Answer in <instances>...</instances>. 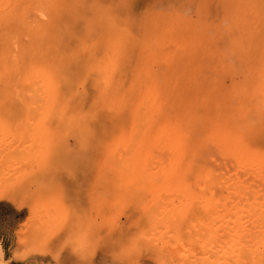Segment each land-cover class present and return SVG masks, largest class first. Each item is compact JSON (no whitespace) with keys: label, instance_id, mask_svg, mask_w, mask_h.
<instances>
[{"label":"bare ground","instance_id":"obj_1","mask_svg":"<svg viewBox=\"0 0 264 264\" xmlns=\"http://www.w3.org/2000/svg\"><path fill=\"white\" fill-rule=\"evenodd\" d=\"M137 2L109 0L94 13L101 31L89 47L93 55L99 52L102 72L94 104L112 109L121 124L116 131L104 128L105 151L111 155L96 166L115 170L124 184L151 188L155 198L172 185L183 188L178 199L188 204L166 220L188 217L186 223L195 220L193 229L203 225L210 236L197 244L198 258L190 252L192 242L184 248L176 241L178 255L166 249L170 260L227 264L235 244L238 257L259 256L264 247L259 240L264 237V0H161L162 10L146 7L139 13ZM77 3L72 2L79 8ZM81 18L86 19L74 9L68 19L75 47L67 57H78L88 40L72 26ZM41 23L40 59L30 69L41 83L29 102L46 106L42 120L51 119L53 108L70 113L77 123L91 113L78 104L84 99L73 100L67 85L57 84L59 74L50 70L41 45L61 58L63 37L54 39L50 23ZM51 39L58 44L51 46ZM130 68L128 83L117 77ZM156 149L161 152L153 155ZM124 214L126 222L132 219ZM135 223L124 224L130 236L136 235ZM178 227L167 223L164 229ZM0 264H5L1 244Z\"/></svg>","mask_w":264,"mask_h":264},{"label":"rangeland","instance_id":"obj_2","mask_svg":"<svg viewBox=\"0 0 264 264\" xmlns=\"http://www.w3.org/2000/svg\"><path fill=\"white\" fill-rule=\"evenodd\" d=\"M36 1L0 0V244L4 263L179 264L181 259L170 260L166 251L178 255L173 250L176 241L184 248L192 242L190 252L200 257L197 244L210 236L205 227L197 225L196 231L195 220L186 223L188 217L166 220L187 203L178 199L182 187L175 184L162 189L160 198H155L151 188L124 184L115 170L96 166L111 155L105 151L108 138L104 128L116 131L121 125L112 109L94 104L100 98L101 83L97 86L96 82L102 72L97 67L99 52L93 55L89 45L101 31L94 21L95 10L109 0H78L79 8L72 4L75 0H48L47 10L45 0ZM160 1L138 0L137 12L146 7L160 11ZM74 9L86 19L73 21L72 26L81 29L88 40L79 56L71 58L67 56L75 42L70 39L68 19L74 17ZM62 10V16L53 20ZM187 14L196 17L194 11ZM44 20L52 26L54 39L63 37L58 47L62 57L46 52L43 45L41 54H46L53 74H59L57 84L67 85L73 100L84 99L78 104L91 113L77 123L70 113L60 109L58 113L52 107L51 119L42 120L46 106L29 102L41 83L30 69L40 59L36 47L43 41L38 30ZM54 39L51 46L58 44ZM120 76L128 83L132 69H123L117 74ZM159 152L156 149L153 155ZM171 197L176 198L170 202ZM125 212L132 217L128 222ZM132 220L136 222L134 236L124 227ZM167 223L178 225L177 231L165 232ZM235 247L227 264H264L263 246L259 256L244 258L237 256L239 247ZM193 262L203 264L198 259Z\"/></svg>","mask_w":264,"mask_h":264}]
</instances>
